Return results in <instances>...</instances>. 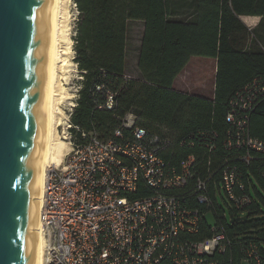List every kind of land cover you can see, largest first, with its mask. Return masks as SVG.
Listing matches in <instances>:
<instances>
[{"label":"trees","instance_id":"trees-1","mask_svg":"<svg viewBox=\"0 0 264 264\" xmlns=\"http://www.w3.org/2000/svg\"><path fill=\"white\" fill-rule=\"evenodd\" d=\"M74 1L79 11L75 60L83 79L70 117L74 139L85 143L86 133L106 140L130 112L137 116V125L149 132L169 129L176 141L163 157L178 165L194 155V177H211L207 185L210 206L199 203L194 191L184 194L187 207L201 216L200 229L192 238H210L212 228H221L226 246L211 255L216 264H259L254 257L264 264V194L259 189H264V153L251 151L248 164L235 160L247 150H226L223 145L231 127L226 115L232 98L256 78L264 79V0ZM247 16L259 17L255 27L243 21ZM135 21H143L145 29L138 54L140 77L132 78L125 71L129 24ZM193 56L217 62L210 97L175 88ZM99 85L114 94L113 109L99 108L106 103ZM248 115L249 134L264 140V93ZM199 131L218 133L212 151L207 145L210 135L204 141L192 137ZM181 138L193 140L194 145L179 146ZM229 157L243 174L244 189L237 185L234 191L250 198L243 207H237L222 188L221 165ZM152 193V188L141 183L132 197ZM220 199L229 209L230 220ZM252 248L257 251L251 255Z\"/></svg>","mask_w":264,"mask_h":264},{"label":"built area","instance_id":"built-area-1","mask_svg":"<svg viewBox=\"0 0 264 264\" xmlns=\"http://www.w3.org/2000/svg\"><path fill=\"white\" fill-rule=\"evenodd\" d=\"M104 88L97 86L106 93V103L99 108L113 109L114 94ZM262 93L264 79L256 78L230 102L226 120L231 127L223 145L226 150H247L235 159L240 162L249 164L251 151L264 153V140L247 130L249 111ZM136 120L128 113L106 140L83 133L85 143L74 139L68 120L72 148L61 164L49 168L41 198L45 264H216L211 255L224 250L225 231L214 227L212 237L194 240L201 216L187 207L184 196L194 191L199 203L210 206L211 177H194V155L178 165L165 159L163 153L176 141L169 129L149 132ZM196 133L192 137L199 141L210 135L207 145L211 151L215 148L216 131ZM187 144L193 146L194 141L179 139V146ZM229 158L221 165L222 188L243 207L250 198L234 191L237 185L244 189L243 174ZM141 183L153 193L133 198ZM255 251L252 248L251 255ZM254 258L262 264L260 257Z\"/></svg>","mask_w":264,"mask_h":264},{"label":"water","instance_id":"water-1","mask_svg":"<svg viewBox=\"0 0 264 264\" xmlns=\"http://www.w3.org/2000/svg\"><path fill=\"white\" fill-rule=\"evenodd\" d=\"M51 0H0V264H35Z\"/></svg>","mask_w":264,"mask_h":264},{"label":"bare ground","instance_id":"bare-ground-1","mask_svg":"<svg viewBox=\"0 0 264 264\" xmlns=\"http://www.w3.org/2000/svg\"><path fill=\"white\" fill-rule=\"evenodd\" d=\"M72 0H51L48 59L41 118V136L38 148V179L36 211L35 264H45V239L39 216L43 187L49 168L62 163L65 155L72 148L61 137L58 126L67 117L62 108L69 93L62 86V81L69 76L74 51L68 39L70 31L69 5ZM68 80V79H67Z\"/></svg>","mask_w":264,"mask_h":264},{"label":"rangeland","instance_id":"rangeland-1","mask_svg":"<svg viewBox=\"0 0 264 264\" xmlns=\"http://www.w3.org/2000/svg\"><path fill=\"white\" fill-rule=\"evenodd\" d=\"M69 14H70V31L68 39L71 42V48L74 51L73 58L71 60L69 76L62 81V86L65 91H68L69 96L62 103V108L65 115L68 118L58 126L59 132L63 140L71 142L70 135L68 133V123L71 117V112L73 111L74 106L78 98V92L82 83V74L78 68V63L75 58L77 56V51L75 49L76 45V29L79 20V11L77 9L76 3L74 0L71 1L69 5ZM243 21L250 28L255 27L259 21V17H243ZM132 27V24H131ZM130 27L129 43L127 46V68L125 73L132 78L140 77V72L138 69V58L140 52L139 38H140V29L141 26L136 25L133 28ZM191 62L185 67L181 74L177 77L175 88L183 91H187L194 94L204 95L207 97L212 96L214 90L215 82V59L206 57V56H193ZM68 79V80H67ZM69 150H70V144ZM68 153V152H67ZM260 191L264 194V189L259 186ZM225 201L229 204L228 200L225 197ZM220 204L226 210L227 218L230 220V212L227 205L223 202L222 199L219 200Z\"/></svg>","mask_w":264,"mask_h":264},{"label":"crops","instance_id":"crops-1","mask_svg":"<svg viewBox=\"0 0 264 264\" xmlns=\"http://www.w3.org/2000/svg\"><path fill=\"white\" fill-rule=\"evenodd\" d=\"M190 1V0H189ZM129 23H131V22H129ZM131 24H132V27H131ZM131 24H129V30H128V35L130 34V27L131 28H133L134 26H136V25H140L141 26V29H140V38H139V45L138 46H141V43H142V36H143V34H144V29H145V24H144V22L143 21H135V22H132ZM127 42L129 43V36H128V40H127ZM128 43H127V46H129L128 45ZM192 60L190 59V61H189V63L191 62ZM188 63V64H189ZM187 64V65H188ZM186 65V66H187ZM126 66H127V57H126ZM216 68H217V62H216V60H215V76H216ZM175 83H176V81H175ZM214 85H215V82H214ZM214 87V86H213Z\"/></svg>","mask_w":264,"mask_h":264}]
</instances>
